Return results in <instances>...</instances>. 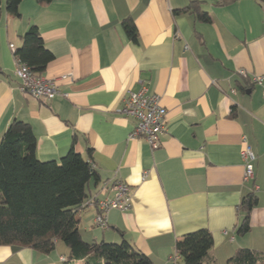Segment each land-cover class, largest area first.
Masks as SVG:
<instances>
[{
    "label": "crops",
    "instance_id": "obj_1",
    "mask_svg": "<svg viewBox=\"0 0 264 264\" xmlns=\"http://www.w3.org/2000/svg\"><path fill=\"white\" fill-rule=\"evenodd\" d=\"M189 1L22 0L12 16L1 0L0 135L22 120L36 137L39 160L70 149L90 160L95 176L87 196L112 197L116 180L130 186L131 207L109 210L107 229L95 224L96 208L77 212L85 243L125 239L152 264H182L174 241L205 228L216 264H227L238 248L264 254V98L250 81L252 74L264 77V13L256 0H203L208 22L174 13ZM125 18L136 27V43L124 32ZM30 25L53 55L42 73L58 87L49 100L17 86L9 45L19 47ZM142 86L167 111L168 131L154 150L131 136L136 120L117 111L124 94ZM244 137L255 155L248 182ZM250 192L258 202L249 230L239 234L238 204ZM69 254L59 241L48 252L0 245V264H63Z\"/></svg>",
    "mask_w": 264,
    "mask_h": 264
},
{
    "label": "trees",
    "instance_id": "obj_2",
    "mask_svg": "<svg viewBox=\"0 0 264 264\" xmlns=\"http://www.w3.org/2000/svg\"><path fill=\"white\" fill-rule=\"evenodd\" d=\"M22 0H5L6 12L19 16ZM46 4L53 0H36ZM234 0H216L227 4ZM264 13V0H256ZM203 0H190L174 13H192L203 22L210 21L202 10ZM1 8V0H0ZM128 39L137 42V30L130 18L122 21ZM21 45L13 48L14 58L31 73L41 75L53 59L36 25L20 35ZM27 122L14 119L0 135V245L29 247L41 252L54 249L57 241L70 251L63 264H152L149 256L129 242L85 243L77 228L76 214L84 209L89 180L95 176L90 160L70 149L57 160L42 161L36 155V137ZM90 153V150H88ZM258 199L245 194L238 204L243 213L237 226L239 234L249 230V217ZM174 255L182 264H216L211 253L212 234L201 228L183 234L174 241ZM264 254L250 248H238L227 264H263Z\"/></svg>",
    "mask_w": 264,
    "mask_h": 264
},
{
    "label": "built area",
    "instance_id": "obj_3",
    "mask_svg": "<svg viewBox=\"0 0 264 264\" xmlns=\"http://www.w3.org/2000/svg\"><path fill=\"white\" fill-rule=\"evenodd\" d=\"M9 49L14 52V45L10 44ZM238 74L247 76L243 69H239ZM16 75L19 79L18 88L23 93L32 98L42 100L52 99L58 94V87L55 80L45 76L31 73V70L25 64L17 61ZM264 77L259 74H252L250 81L262 86V96L264 98ZM120 114L132 117L136 120L131 136L141 137L150 146L152 150L160 146V137L168 131L166 108L161 104L160 98L156 94H148L146 87L142 86L137 91H127L123 98L122 104L117 110ZM244 146L241 150V157L244 163L243 180L245 182L254 179V161L255 155L243 138ZM142 177H145L142 176ZM257 189V186H254ZM112 197L99 198L97 195L89 196L83 203V207L96 208L97 213L94 218L96 225L107 229V213L111 209L126 211L131 207L130 186L119 180L114 181L112 186ZM177 257V255H174ZM65 261L64 257H61Z\"/></svg>",
    "mask_w": 264,
    "mask_h": 264
}]
</instances>
